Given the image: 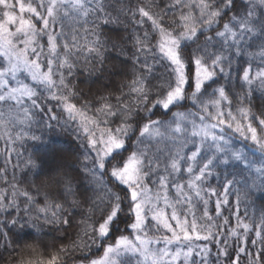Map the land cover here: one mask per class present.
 Segmentation results:
<instances>
[{
    "label": "snow or ice",
    "instance_id": "snow-or-ice-1",
    "mask_svg": "<svg viewBox=\"0 0 264 264\" xmlns=\"http://www.w3.org/2000/svg\"><path fill=\"white\" fill-rule=\"evenodd\" d=\"M257 91L264 0H0V261L264 264Z\"/></svg>",
    "mask_w": 264,
    "mask_h": 264
},
{
    "label": "trees",
    "instance_id": "trees-1",
    "mask_svg": "<svg viewBox=\"0 0 264 264\" xmlns=\"http://www.w3.org/2000/svg\"><path fill=\"white\" fill-rule=\"evenodd\" d=\"M113 4L116 3V0H111ZM109 11H112V9H109ZM115 14V13H113ZM113 38L115 37V33L112 34ZM250 43H253L255 45H259L261 43L260 40H254ZM258 51V49H256ZM250 58L247 55H242L239 57H235L234 61L236 65H245L246 61H249ZM235 76V73H233V77ZM252 102L255 106H259L261 104H264V96L261 95L260 92L254 93L252 97ZM45 120H47V116L44 117ZM34 134L38 137H40L39 140H26L23 144V148L27 149L26 152H24V157H27L30 153H45L49 150L50 146H62V147H69L71 145V137L68 135V133L60 128H56L55 130L51 129H44L42 125H35L34 126ZM234 143L237 147H243L245 144H250V142L240 141L236 138H234ZM3 147V143L0 142V148ZM248 157L250 160L254 161L256 166L258 167L260 163L264 162V157L261 156V153L258 151H248L247 152ZM3 155L0 154V166H3L2 164ZM15 163V160L13 161ZM22 163V161H21ZM227 171L230 173H237L241 175H248V172L251 171L252 173H255V168L247 169L246 166L240 162H234L230 164L227 168ZM21 174V169H17V175L19 176ZM251 182V178H249ZM259 183V181H257ZM248 200V207L249 212H259L262 208H264V188H255L250 190L249 195L247 197ZM245 205H241L243 208ZM121 228H123V225H121ZM54 235L59 236L61 233H55ZM46 239L49 240V242H55V243H67L66 240H56L53 241V236L49 235L46 237ZM99 253V250H97ZM46 254V253H45ZM10 253L5 252L4 256L7 259L9 257ZM0 264H3L2 261H0Z\"/></svg>",
    "mask_w": 264,
    "mask_h": 264
}]
</instances>
